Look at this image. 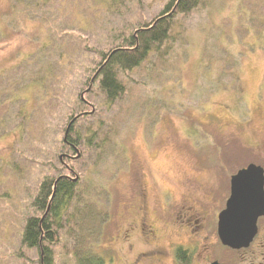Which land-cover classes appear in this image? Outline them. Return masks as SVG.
I'll return each mask as SVG.
<instances>
[{
	"label": "rangeland",
	"instance_id": "1",
	"mask_svg": "<svg viewBox=\"0 0 264 264\" xmlns=\"http://www.w3.org/2000/svg\"><path fill=\"white\" fill-rule=\"evenodd\" d=\"M165 2L123 0L114 16L105 0L32 10L0 0V264H37L20 239L31 200L45 175L75 176L71 168L106 189L105 264H173L152 252L173 239L197 244L189 264L232 257L217 214L231 176L264 167V0H201L124 76L119 99L108 105L97 85L80 98L112 31L150 20ZM78 111L87 112L79 131L99 127L106 141L76 164L63 138ZM259 223L263 232L264 216Z\"/></svg>",
	"mask_w": 264,
	"mask_h": 264
},
{
	"label": "trees",
	"instance_id": "2",
	"mask_svg": "<svg viewBox=\"0 0 264 264\" xmlns=\"http://www.w3.org/2000/svg\"><path fill=\"white\" fill-rule=\"evenodd\" d=\"M47 1L13 0V6L15 8L17 3L24 9L32 10L34 6L37 8L41 2ZM128 1L136 3L138 0ZM105 2L114 16L124 13L123 0ZM200 2L166 0L150 20L132 25L127 23L112 31L111 47L98 50L101 58L87 78L89 87L82 91L80 98L85 101L83 92L91 91L97 85L105 93L108 105L119 99L127 89L124 76L140 66L149 55L160 52L170 37L176 17L190 13ZM86 113H70L67 135L63 138L66 150L76 155L81 150L83 154L89 150L91 154L94 150L99 153L106 141L105 133L99 127L90 129V135H83L79 131L78 120ZM83 154L72 157L76 164ZM65 155L61 154V157ZM71 170L75 176L66 173L45 175L31 200L34 212L25 218L20 239L23 246L37 252V264H105L100 234L108 214L102 203L103 190L106 189L101 183L89 184L85 173L79 176L75 169ZM97 186L103 188L98 190Z\"/></svg>",
	"mask_w": 264,
	"mask_h": 264
},
{
	"label": "water",
	"instance_id": "3",
	"mask_svg": "<svg viewBox=\"0 0 264 264\" xmlns=\"http://www.w3.org/2000/svg\"><path fill=\"white\" fill-rule=\"evenodd\" d=\"M261 215H264V167L251 162L231 176L227 205L219 213L218 233L222 243L233 247L250 243ZM211 264L223 263L215 260Z\"/></svg>",
	"mask_w": 264,
	"mask_h": 264
},
{
	"label": "flooded vegetation",
	"instance_id": "4",
	"mask_svg": "<svg viewBox=\"0 0 264 264\" xmlns=\"http://www.w3.org/2000/svg\"><path fill=\"white\" fill-rule=\"evenodd\" d=\"M68 156L70 158L74 157V155H71V154H68ZM230 188H231V182H230ZM227 200H226V205H227ZM220 211L218 212L217 219H216L217 233H218V222H219ZM262 216L264 215H261L258 218V221H257L258 230L255 236L253 237V239L250 241V243H248L247 245H242L240 247H233V246L222 243L220 239L221 247L223 251L230 253L232 257L228 260L213 258V259H210L207 264H211L215 260L223 264H264V231L261 232V229H260L261 226L259 223V220ZM149 234H151L153 240L154 238H156V232L149 231ZM156 244L157 243L154 244V247H153L154 249H152L153 255H155V257L158 255L159 257L158 260L161 259V261H162V257L169 256L170 261L173 264H189L190 261L194 257L195 250L198 249L197 244H195L194 246L193 243L187 242L186 240H183V239L182 240H177V239L170 240L167 244V249L161 246L158 247V244L157 245ZM159 262L156 264H159Z\"/></svg>",
	"mask_w": 264,
	"mask_h": 264
}]
</instances>
